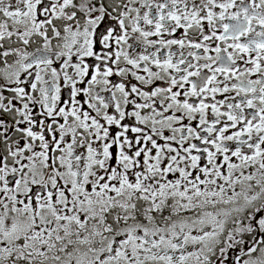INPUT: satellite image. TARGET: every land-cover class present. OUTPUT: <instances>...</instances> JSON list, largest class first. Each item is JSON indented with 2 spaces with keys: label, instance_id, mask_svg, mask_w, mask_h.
<instances>
[{
  "label": "snow or ice",
  "instance_id": "1",
  "mask_svg": "<svg viewBox=\"0 0 264 264\" xmlns=\"http://www.w3.org/2000/svg\"><path fill=\"white\" fill-rule=\"evenodd\" d=\"M0 264H264V0H0Z\"/></svg>",
  "mask_w": 264,
  "mask_h": 264
}]
</instances>
